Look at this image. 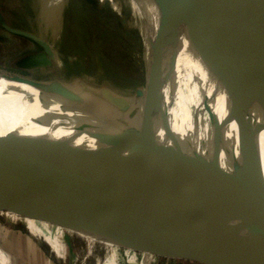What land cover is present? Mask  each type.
Segmentation results:
<instances>
[{
  "label": "water",
  "instance_id": "95a60500",
  "mask_svg": "<svg viewBox=\"0 0 264 264\" xmlns=\"http://www.w3.org/2000/svg\"><path fill=\"white\" fill-rule=\"evenodd\" d=\"M159 1L169 5L158 6L171 17L148 31L146 82L133 107L134 101L107 91L106 106L80 107L88 117L0 111V206L122 237L117 240H153L166 246L157 249L227 263L264 264V183L248 157L244 169L208 151L206 143L195 153L173 144L170 104L163 141L156 139L151 125L123 129L162 89L158 47L180 9L175 0ZM179 1L220 13L229 24L257 27L264 36V7L257 0ZM142 5L149 7L145 0ZM0 25L38 41L53 59L50 46L12 26L1 8ZM38 53L18 64L49 78L55 71L51 60L28 63ZM13 77L22 83L38 81L36 75ZM205 87L216 110L223 105L227 111L222 88H211L208 81ZM249 99L257 116V98L250 94ZM257 126L264 130V117L257 119Z\"/></svg>",
  "mask_w": 264,
  "mask_h": 264
},
{
  "label": "bare ground",
  "instance_id": "6f19581e",
  "mask_svg": "<svg viewBox=\"0 0 264 264\" xmlns=\"http://www.w3.org/2000/svg\"><path fill=\"white\" fill-rule=\"evenodd\" d=\"M143 1H139L140 7L143 10L145 8L149 13V19H153L150 14L154 6L164 5L165 8H169L168 4H162L159 0H145L149 7L145 5L143 7ZM257 1L264 7V0ZM109 4L125 20L128 28L140 33L133 40L139 57L146 63L148 49L142 50V45L146 47L148 45V35L144 33L146 24L144 14L143 25L135 0H109ZM31 8L41 15L39 20L31 17L27 20L31 33L42 39L52 50H62L65 55L76 57L80 64L88 67V52L93 36L86 24L79 0H33ZM155 22L156 20L154 24ZM182 23L186 25L185 31L181 35L165 37L158 47L162 58L160 94L151 100L147 109L140 110L123 129L128 131L132 126L151 125L154 126L159 139L163 141L165 115L170 104L169 134L173 144L178 142L183 148L193 145L203 150L205 148L203 145L206 143L208 151H216L224 161L244 169L249 165L248 153L259 151L262 156L257 164L259 171L256 172V177L264 183V130L260 131L257 126V119L263 120L264 117L262 31L246 24H229L224 15L191 2L182 7L171 31H175V28ZM21 40L25 41V39ZM58 62L64 64L65 61L60 57ZM0 80L4 81L1 77ZM206 81L211 88L215 86L222 88L227 100V111L223 105L220 106L219 112L216 110L214 99L206 90ZM4 83L22 88L23 90H20L22 94H32L28 84L8 79ZM250 94L255 95L260 106L257 116L252 110ZM135 103L136 101L132 103V107ZM52 109V106L46 107L33 100L0 101V111L9 110L34 115L84 116L81 113L69 114L64 111L51 113ZM185 123L190 126L189 134L184 131ZM202 135L205 136L202 145L198 146L195 139L193 141L190 139L192 136L198 138ZM62 222L80 228L81 233L91 242L96 237H100L111 245L114 240L122 239L95 228ZM145 242L156 248L166 247L153 240ZM205 259L214 264H235L211 258ZM97 264H101L100 259H97Z\"/></svg>",
  "mask_w": 264,
  "mask_h": 264
},
{
  "label": "rangeland",
  "instance_id": "374dc122",
  "mask_svg": "<svg viewBox=\"0 0 264 264\" xmlns=\"http://www.w3.org/2000/svg\"><path fill=\"white\" fill-rule=\"evenodd\" d=\"M32 2L33 0H0V8L5 12L12 26L30 33L31 29L27 20L30 17L39 20L41 16L40 13L32 10ZM79 2L86 24L93 36L88 52V67L80 64L76 57L65 55L62 50H52V59L43 53L38 41L36 42L31 37H26L29 40H21L24 38L19 39L20 37L9 34L0 25V77L4 81L8 79L19 82L14 79L15 77H9L19 75L30 78L34 76L33 74L38 76L35 78L38 81L34 83L24 82L31 87V95L22 94L20 91L23 90L22 88L10 86L0 80V101L33 100L46 107L52 106L51 113L64 111L69 114L81 113L84 117H88L80 111V107L106 106L108 104L107 91L131 101L137 99L139 91L143 90L146 82V63L139 57L136 43L133 40L140 33L127 27L125 20L110 6L109 0H79ZM135 2L142 22L144 14L146 20L145 25L143 22L144 33L147 35L154 25H159L166 17H171L161 7L154 6L150 14L154 20L149 19V13L144 12L140 7V2L138 0ZM175 2L182 11V7L186 4H180L179 0ZM155 20L156 24H154ZM184 31L185 26L180 24L175 31L170 32L168 38L181 35ZM32 48L39 53L37 58H33L28 63L34 66L51 60L55 71L49 78L39 73L38 69H33L32 74L22 67L13 66L16 61H22L25 64L27 62L25 58ZM145 48H148V45L147 47L142 45V50ZM60 57L64 59V64L58 62ZM67 70L68 73H66ZM151 131L156 139L160 140L154 126H151ZM184 131L189 134L188 123H185ZM190 139L192 141L195 139L198 146L205 142L204 135L198 138L192 136ZM174 144L179 146L178 142ZM186 149L191 153L196 151V147L192 148L190 145ZM261 156L259 151L248 153L247 157L252 164L253 171H259L257 164ZM0 228H23L37 242L52 250V253L54 250H63L67 264H97V259L101 260V264H212L197 256L166 248L157 249L142 242L114 240V243L110 245L100 237H96L91 242L81 233L80 228L6 206H0Z\"/></svg>",
  "mask_w": 264,
  "mask_h": 264
},
{
  "label": "crops",
  "instance_id": "0c3cea01",
  "mask_svg": "<svg viewBox=\"0 0 264 264\" xmlns=\"http://www.w3.org/2000/svg\"><path fill=\"white\" fill-rule=\"evenodd\" d=\"M63 250H49L23 228H0V264H67Z\"/></svg>",
  "mask_w": 264,
  "mask_h": 264
},
{
  "label": "trees",
  "instance_id": "16d2710c",
  "mask_svg": "<svg viewBox=\"0 0 264 264\" xmlns=\"http://www.w3.org/2000/svg\"><path fill=\"white\" fill-rule=\"evenodd\" d=\"M7 32H8V31H7ZM8 33H10V34L14 35V34H13V33H11V32H8ZM15 36H18V37H20V38L27 39L26 37H24V36H20V35H17V34H15ZM27 40H29V39H27ZM1 43H3V42H1ZM30 51H31V52H29V54H30V53H34V52H35V50H34L33 48H32ZM18 63H19L18 61L14 62L13 66H14V67H17V68H19V67H20V65H19ZM24 69H26V70H28V71L32 72V74H33V69H32V70H31V69H27V68H24ZM38 72H40V71L38 70ZM33 75H35V74H33Z\"/></svg>",
  "mask_w": 264,
  "mask_h": 264
},
{
  "label": "flooded vegetation",
  "instance_id": "af4514ba",
  "mask_svg": "<svg viewBox=\"0 0 264 264\" xmlns=\"http://www.w3.org/2000/svg\"><path fill=\"white\" fill-rule=\"evenodd\" d=\"M2 12H3V14L5 15V17L7 16L6 14H5V12L2 10ZM6 20L8 21V19L6 18ZM9 23H10V21H8ZM44 70V69H43ZM45 72H50V70L49 69H46V70H44Z\"/></svg>",
  "mask_w": 264,
  "mask_h": 264
}]
</instances>
